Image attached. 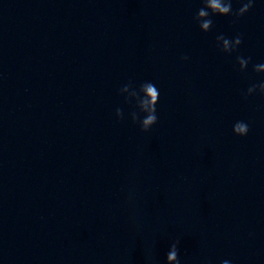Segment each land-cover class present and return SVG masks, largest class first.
<instances>
[{"label":"clouds","instance_id":"clouds-1","mask_svg":"<svg viewBox=\"0 0 264 264\" xmlns=\"http://www.w3.org/2000/svg\"><path fill=\"white\" fill-rule=\"evenodd\" d=\"M254 0H245L242 3V6L233 13L232 11V2L231 0H203V6L197 11L194 19L199 24L201 31L208 32L211 30L213 21L210 18L214 15L219 16H229L235 15L237 19L245 15L252 7ZM217 44L219 46L220 51L226 54H232L235 52L239 46L242 44V36L236 35L233 39L225 38L223 35H219L216 37ZM182 59H187V57H182ZM251 58H244L242 56H237V63L239 65V70L243 72ZM253 71L256 73H264V64H257L253 66ZM133 86L131 82L120 89L122 93L128 87ZM259 92L261 95H264V82H260L259 84H252L248 87L246 93H244L245 98L253 95L256 92ZM143 93V96H141ZM159 90L152 82H144L139 86L137 90V98L139 100V104L142 110L147 111V115H144L142 120H139L141 130L147 132L154 124L157 123V115H156V105L159 100ZM116 116L118 118H123L122 110L116 109ZM138 120V113L133 114L132 121L135 123ZM249 132V126L244 121H237L233 125V133L237 136L244 137ZM179 241L173 242L169 251L166 254V264H180L179 259ZM222 264H229V261H222Z\"/></svg>","mask_w":264,"mask_h":264}]
</instances>
